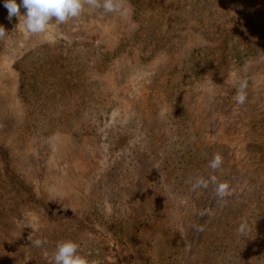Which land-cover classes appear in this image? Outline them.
<instances>
[{
  "label": "rangeland",
  "instance_id": "1",
  "mask_svg": "<svg viewBox=\"0 0 264 264\" xmlns=\"http://www.w3.org/2000/svg\"><path fill=\"white\" fill-rule=\"evenodd\" d=\"M23 20L0 0V264H264V0Z\"/></svg>",
  "mask_w": 264,
  "mask_h": 264
},
{
  "label": "clouds",
  "instance_id": "2",
  "mask_svg": "<svg viewBox=\"0 0 264 264\" xmlns=\"http://www.w3.org/2000/svg\"><path fill=\"white\" fill-rule=\"evenodd\" d=\"M85 5L93 9L101 6L106 12H115L122 8L123 0H4V7L7 9L8 19L12 17L24 18L23 22L26 29L33 34L42 33L46 27L53 21L65 23L70 18L78 17L84 10ZM26 11L22 15L20 9ZM6 30L0 25V38H4ZM247 81H242L235 96L237 104H244L247 99L246 94ZM223 164V157L216 153L209 163L213 170L219 169ZM209 183L215 185L216 196L223 200L230 194V185L227 181H218L216 175H211L207 179L197 177L192 184L193 190L198 188H208ZM203 214V213H202ZM247 229L246 222H242L238 231L243 234ZM202 230V229H200ZM46 241L36 239L33 245L37 248L43 246ZM47 256V252L44 253ZM52 264H97L96 261H90L86 256L79 253V245L72 240L60 241L56 245L53 254Z\"/></svg>",
  "mask_w": 264,
  "mask_h": 264
}]
</instances>
